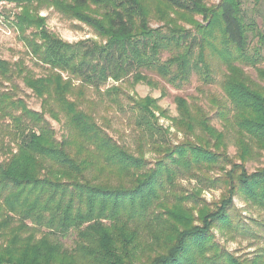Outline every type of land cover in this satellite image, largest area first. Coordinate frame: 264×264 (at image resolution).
<instances>
[{
	"label": "trees",
	"instance_id": "obj_1",
	"mask_svg": "<svg viewBox=\"0 0 264 264\" xmlns=\"http://www.w3.org/2000/svg\"><path fill=\"white\" fill-rule=\"evenodd\" d=\"M260 1L0 0L24 49L0 58V264H264V217L243 216L264 214V16H251ZM47 9L97 40H61L40 16ZM145 72L174 90L193 79L218 87L198 94L222 130L200 97H175L171 117L158 99L128 93L156 86ZM113 108L132 127L131 147L98 123L109 127L100 114ZM216 233L258 246L237 255Z\"/></svg>",
	"mask_w": 264,
	"mask_h": 264
},
{
	"label": "rangeland",
	"instance_id": "obj_2",
	"mask_svg": "<svg viewBox=\"0 0 264 264\" xmlns=\"http://www.w3.org/2000/svg\"><path fill=\"white\" fill-rule=\"evenodd\" d=\"M217 0H207V4H215ZM252 4H248L245 8L247 11L251 12L253 9ZM10 9V8H8ZM40 16L46 17V25L47 28L55 34L58 38L61 40L68 42V43H75L80 40L84 39H94L97 40L96 37L93 36L92 32L85 27L84 25L77 23L75 21H69L61 17L58 13H56L52 9L43 10L40 12ZM255 18L256 23L258 25H261V16H264V0L260 1L259 6H257L254 10V12L251 15ZM198 18V17H197ZM199 19V18H198ZM152 26L155 27L156 24L152 22ZM24 52V49L21 45V43L17 40L16 33L6 26L3 22L0 20V58L15 62L18 59H21ZM25 63L28 66H31L30 61L25 58ZM245 72L254 80H256V74L255 72L250 69L246 68L244 69ZM38 72V70L36 71ZM145 76H148L152 82L156 84V86L151 87L146 84H138L134 87V90L131 91L130 89H126V85H122L124 89L130 94H135L137 97H145L150 96L154 99H158V105L168 111L169 115L171 117L176 116L175 111V104H174V98L177 96H181L184 98H190V97H200L197 98L200 100L201 105L204 107V109L207 111L209 116L212 119V124L217 127L219 130H222L220 123L218 120L213 118V110L211 109L208 102L203 98V96H200L198 94V90L201 89L204 93V95L207 94H214V95H220V90L216 86H206L203 87L200 85V83L196 82L195 79L192 80V83L185 87L182 90H174L171 89L167 84H165L162 80H160L155 74L153 73H144ZM5 85V84H4ZM15 86L17 87V94L18 97L24 99L27 106L35 111H40V103L38 100H36L30 93L29 90H27L22 83L15 82ZM8 87V86H7ZM163 94V96H162ZM208 96V95H207ZM100 117H104L108 121L109 127L104 123L103 118L98 119V123L101 124L108 132L110 136H112L116 141L118 142H124L126 144H129L131 147L132 141L130 139V129L132 127H128V121L125 120V116H123L119 111H117L116 108H113L109 110L108 112H103L100 114ZM52 127L55 129L57 133V137L60 135V127L58 124H56L53 121H50L47 119ZM160 124L167 126L168 122L165 120H160ZM173 132V131H171ZM178 138H181L180 135L177 136ZM133 145V144H132ZM133 148V147H132ZM227 151L230 156H233L235 153V147L234 142L232 139L227 141ZM0 151V160L2 159ZM150 155L147 154L146 157H149ZM264 161V153L260 160V162ZM257 163H250L247 164V169L249 172L253 171L257 167ZM184 192L188 193L193 190V187L195 186V182H183L182 184ZM200 197L204 199L206 202H212L217 201L219 198V192L218 191H203L200 193ZM236 207L241 209L243 205L238 201L235 200ZM243 212V211H242ZM244 217H264V214L262 213H255L251 210L244 211L243 212ZM216 237L218 242L225 246V248L229 252H233L237 255H247L254 251V249L258 246L257 242H245V241H237V242H226L224 238L219 234L216 233ZM70 242L66 241L65 246H69ZM262 245V242L260 243Z\"/></svg>",
	"mask_w": 264,
	"mask_h": 264
}]
</instances>
